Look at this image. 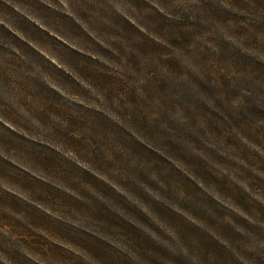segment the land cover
<instances>
[{
    "label": "rangeland",
    "instance_id": "obj_1",
    "mask_svg": "<svg viewBox=\"0 0 264 264\" xmlns=\"http://www.w3.org/2000/svg\"><path fill=\"white\" fill-rule=\"evenodd\" d=\"M0 264H264V0H0Z\"/></svg>",
    "mask_w": 264,
    "mask_h": 264
}]
</instances>
